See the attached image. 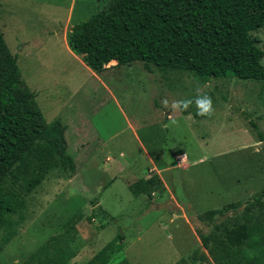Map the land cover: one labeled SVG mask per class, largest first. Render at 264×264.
I'll use <instances>...</instances> for the list:
<instances>
[{"label":"rangeland","instance_id":"374dc122","mask_svg":"<svg viewBox=\"0 0 264 264\" xmlns=\"http://www.w3.org/2000/svg\"><path fill=\"white\" fill-rule=\"evenodd\" d=\"M104 2L0 0V33L19 77L44 121L64 127L73 164L71 172L35 146L5 178L3 190L21 204L0 227V264H50L58 254L67 264H214L197 238L208 230L203 214L233 204L227 216L264 219V198L252 201L264 189V142L250 126L264 136V82L138 61L94 73L67 51L65 36ZM253 36L264 61V29ZM205 94L214 111L201 116L195 99ZM184 100L187 110L172 108ZM151 163L164 185L147 197ZM92 198L113 223L89 219ZM116 234L120 252L100 254Z\"/></svg>","mask_w":264,"mask_h":264},{"label":"trees","instance_id":"16d2710c","mask_svg":"<svg viewBox=\"0 0 264 264\" xmlns=\"http://www.w3.org/2000/svg\"><path fill=\"white\" fill-rule=\"evenodd\" d=\"M264 29V0H105L88 19L73 25L65 36L69 51L94 73L104 64L141 62L192 71L209 78L229 73L237 80L264 82L263 52L253 36ZM258 141L264 136L254 123ZM64 127L58 120L46 123L34 94L19 77L15 58L0 33V227L7 226L6 214L21 204L17 195L3 190L5 178L22 163L35 146L53 152L73 164L65 154ZM143 191L147 197L161 187L154 178ZM141 190L140 188H138ZM136 196L137 190H132ZM264 198V189L252 201ZM90 218L103 219V228L113 218L89 200ZM233 204L202 215L206 232H197L201 248L214 264H264V219L257 216L226 215ZM10 234L11 232L8 231ZM7 241V239L5 240ZM120 234L107 242L100 254L120 252ZM67 264L63 254L50 264ZM85 264H98L91 259ZM116 264H128L120 260Z\"/></svg>","mask_w":264,"mask_h":264},{"label":"clouds","instance_id":"9594fccd","mask_svg":"<svg viewBox=\"0 0 264 264\" xmlns=\"http://www.w3.org/2000/svg\"><path fill=\"white\" fill-rule=\"evenodd\" d=\"M197 92H199V88H197ZM167 105V101L164 102ZM191 100L184 101H174L172 104V108L179 111H185L191 105ZM196 107L198 109V115L208 116L211 115L214 111L212 107L211 97L208 95H198L195 99Z\"/></svg>","mask_w":264,"mask_h":264},{"label":"crops","instance_id":"0c3cea01","mask_svg":"<svg viewBox=\"0 0 264 264\" xmlns=\"http://www.w3.org/2000/svg\"><path fill=\"white\" fill-rule=\"evenodd\" d=\"M66 43V42H65ZM67 46V45H66ZM67 51H69L68 47L66 48ZM169 116V115H168ZM162 129H166L165 125L163 124L162 126ZM183 155V154H182ZM178 156V155H177ZM176 157V156H175ZM183 158H185V155H183ZM151 166H152V169H153V174H151V176H146V179H154V178H158L159 181L162 183V185H164V181L162 180L161 176H160V169L158 167H156L155 165H153V163H151ZM133 180H136L134 177H132ZM128 190L130 191V194L133 196V194L131 193V187L128 188ZM131 196V197H132ZM136 197L133 196L132 199H135ZM133 202V201H132ZM134 203V202H133ZM98 205V204H97ZM168 222H172V217L168 216ZM158 221V222H157ZM155 222L158 223V225H155V227L157 228V226H160L161 225V221L159 220H155ZM156 224V223H155ZM171 247V245H170Z\"/></svg>","mask_w":264,"mask_h":264},{"label":"built area","instance_id":"2783aa9c","mask_svg":"<svg viewBox=\"0 0 264 264\" xmlns=\"http://www.w3.org/2000/svg\"><path fill=\"white\" fill-rule=\"evenodd\" d=\"M175 162H176V164L183 163L184 162V158L182 157V155L176 156L175 157Z\"/></svg>","mask_w":264,"mask_h":264},{"label":"bare ground","instance_id":"6f19581e","mask_svg":"<svg viewBox=\"0 0 264 264\" xmlns=\"http://www.w3.org/2000/svg\"><path fill=\"white\" fill-rule=\"evenodd\" d=\"M182 157H183V155H182Z\"/></svg>","mask_w":264,"mask_h":264}]
</instances>
